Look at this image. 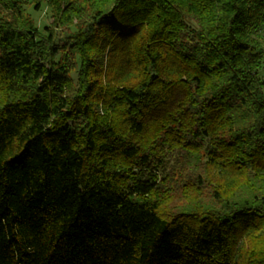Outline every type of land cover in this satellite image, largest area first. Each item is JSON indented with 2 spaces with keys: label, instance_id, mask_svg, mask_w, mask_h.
Instances as JSON below:
<instances>
[{
  "label": "trees",
  "instance_id": "obj_1",
  "mask_svg": "<svg viewBox=\"0 0 264 264\" xmlns=\"http://www.w3.org/2000/svg\"><path fill=\"white\" fill-rule=\"evenodd\" d=\"M27 2L0 0V264H264V0H49L71 65Z\"/></svg>",
  "mask_w": 264,
  "mask_h": 264
},
{
  "label": "rangeland",
  "instance_id": "obj_2",
  "mask_svg": "<svg viewBox=\"0 0 264 264\" xmlns=\"http://www.w3.org/2000/svg\"><path fill=\"white\" fill-rule=\"evenodd\" d=\"M37 0H28L26 5V12L32 16L37 26L42 30L43 32H46L47 27H51L53 31L55 32L57 38L59 39L62 47V56L63 61H67L69 65H71V54L68 52L64 47L65 45V39H66V32L68 31L67 27H64L63 25H58L55 22V16L54 11L52 7L49 5V0H40L39 1V8L36 7ZM10 14H4L5 18L9 16ZM181 196H177L176 199L168 198L164 201V210L165 212H168L170 214L176 213L177 208L180 205Z\"/></svg>",
  "mask_w": 264,
  "mask_h": 264
}]
</instances>
